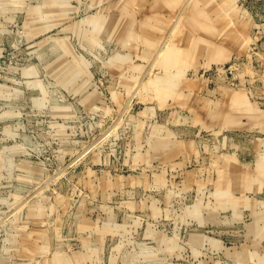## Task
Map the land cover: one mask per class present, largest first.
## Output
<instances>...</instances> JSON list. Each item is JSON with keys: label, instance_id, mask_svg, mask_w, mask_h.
<instances>
[{"label": "rangeland", "instance_id": "obj_1", "mask_svg": "<svg viewBox=\"0 0 264 264\" xmlns=\"http://www.w3.org/2000/svg\"><path fill=\"white\" fill-rule=\"evenodd\" d=\"M0 264H264V0H0Z\"/></svg>", "mask_w": 264, "mask_h": 264}, {"label": "bare ground", "instance_id": "obj_2", "mask_svg": "<svg viewBox=\"0 0 264 264\" xmlns=\"http://www.w3.org/2000/svg\"><path fill=\"white\" fill-rule=\"evenodd\" d=\"M160 57V56H159Z\"/></svg>", "mask_w": 264, "mask_h": 264}]
</instances>
